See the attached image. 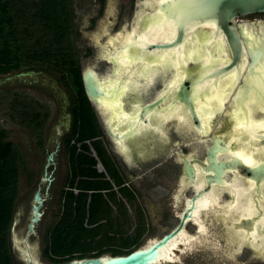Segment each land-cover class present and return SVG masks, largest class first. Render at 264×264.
Listing matches in <instances>:
<instances>
[{
  "label": "water",
  "instance_id": "obj_1",
  "mask_svg": "<svg viewBox=\"0 0 264 264\" xmlns=\"http://www.w3.org/2000/svg\"><path fill=\"white\" fill-rule=\"evenodd\" d=\"M136 1L132 19L124 14V23L112 31L115 5L106 0L90 31L97 45L81 70V86L127 162L144 161L148 149L163 148L181 159L174 194L176 201H187L177 224L126 254L43 262L28 242L45 200L37 190L28 229L17 237L23 246L15 239L16 217L12 242L26 264H156L162 253L168 257V244L185 220H201L205 247L216 252L215 235L222 234L229 244L223 251L249 244L252 256L263 259L264 161L255 164L239 154L217 159V153L229 151V141L210 127H222L219 117L232 116L230 134L264 139V19L232 21L237 13L264 12V0ZM100 59L112 60L102 78L96 74ZM154 80L162 89H153L144 102ZM115 99L122 103L115 105ZM171 130L178 140H171ZM180 141H204L208 156H196V149L187 153ZM182 187L191 188L192 197L182 194ZM219 191H229L230 200L220 201ZM259 239L262 246L254 245Z\"/></svg>",
  "mask_w": 264,
  "mask_h": 264
},
{
  "label": "trees",
  "instance_id": "obj_2",
  "mask_svg": "<svg viewBox=\"0 0 264 264\" xmlns=\"http://www.w3.org/2000/svg\"><path fill=\"white\" fill-rule=\"evenodd\" d=\"M71 5L72 0H0V74L45 68L70 82L74 95L71 129L62 143L68 169L58 191L55 219L43 233V254L50 263L106 252L122 255L139 244V232L122 234L121 202L115 200L105 171L95 165L99 156L118 183L106 151L97 144L95 111L81 86L76 43L71 37L76 32ZM28 98L16 88H0V112L35 130L39 144L48 111L41 116ZM22 161L19 145L0 125V264H21L11 249L10 227Z\"/></svg>",
  "mask_w": 264,
  "mask_h": 264
},
{
  "label": "flooded vegetation",
  "instance_id": "obj_3",
  "mask_svg": "<svg viewBox=\"0 0 264 264\" xmlns=\"http://www.w3.org/2000/svg\"><path fill=\"white\" fill-rule=\"evenodd\" d=\"M93 2L95 7L92 9V12L90 14L91 18L87 19L88 22L86 21V19H82L78 27H75L76 32L73 35H71V37L75 40L76 43V48L78 53L76 55L78 57L80 78H81V70H85L87 68V64L82 66L81 56L84 53H86L84 55H87V53L88 55L91 53L93 54L97 45L94 42L91 33L88 32L87 34L86 31L84 32V28L86 27V24H90L91 22H94L95 18L99 17V14L101 13V9L103 8L106 0H94ZM118 6L119 9L117 10V12L115 10L117 22L115 23L112 31H114L124 23L125 21L124 14H126L127 11H129L127 13L129 14L128 19H132V8H138L136 0H120V4ZM121 10L124 12L121 13V15L119 16L118 14L121 12ZM257 17L264 19V12L253 11L246 13H237L234 15V17H232V21L256 20ZM78 38L84 41V43L81 45V48H79L80 46L78 47L77 44ZM82 50L84 51L82 52ZM81 52L83 54H81ZM100 60L103 62V64L107 66H112V60L110 59H100ZM96 74L97 77L102 78L104 73L101 74L97 71ZM13 78L16 80V83L12 84L14 87H6L8 84L6 83V81L9 82L13 80ZM49 78L51 79L47 81V79ZM51 80H53L55 84L53 82L51 83ZM155 81H157V85L159 89H162V87L159 84V81L158 80ZM53 86L62 87L63 90H62L61 100H59V97H57V95L54 93ZM0 88L2 89L16 88L19 90V93L29 96L30 98L28 99L31 100L33 106H35V108H37L38 110L39 109L41 110V116H43L44 110L48 111V115L42 125V131H41L42 138H41V143L39 144H38L39 137L38 134L34 133L35 130L31 131L30 128L27 127L26 125L20 124L18 122H14L3 112H0V115L5 119H7L9 122L18 124L20 126H23L25 129H27V131L33 136V139L35 141V146L37 148H41V158L36 168L38 169V173H37V179L34 186V190L32 195L28 194L27 196L28 198L24 204L26 206V209L28 208L27 214L29 217L27 219L29 221L35 192L39 190L40 194L44 196L46 200V198L51 195L52 190L54 189V185L57 178L56 169L58 166V158L62 153L66 154L64 152L62 143H63L64 135L67 132H69L71 129V123H72L71 108H72V104L74 103V95L71 92L72 89L70 86V82L69 83H66V81L63 82L61 78L57 76V74L48 71L45 68H25L14 72L2 73L0 74ZM150 89H152L151 85L149 86V89H147L144 102L152 98V91H150ZM83 90L85 92L84 86H83ZM33 92H35L36 94ZM39 94H43L44 96H47L54 100V104H55L54 115L51 116L52 120H50L51 124L49 128L47 124H49L48 120L51 114L50 104L45 100L40 99L38 97ZM88 103H90V105L93 107V110L95 111V117L97 120L98 134H99L95 136L97 140V144L100 149L103 148L106 151V155L108 156V160H109L108 165L111 168H113V170L116 171L118 175L119 180L117 183L116 181H114V179H112L108 175L105 166L100 161L99 156H97L96 150L92 149L94 155L97 156V161L95 164L97 169L99 171L102 170L105 171L106 177L110 179L112 188L114 190L115 200L116 201L119 200L121 202L120 212L118 216L119 218L124 219L125 226L124 229L122 230L123 231L122 234L126 235L128 234V232H130V234H133L134 232H139V237H140L141 234H143V232L147 230L149 225L154 224L151 223L152 221L148 223V221L146 220V215L149 213L148 210H150L151 206L157 208L155 217H153L151 220L155 221L157 219H160V224L155 222L157 224L156 226L158 229H163L164 225L168 226L171 224L170 221L174 220L170 228L164 230L160 234V236L163 233L169 232L177 224V220L181 213L183 205L187 201L186 198L176 201L174 194V186L180 185L181 159H173L174 155L172 148L170 149L163 148L160 150L148 149L146 154L147 157L144 159V161L141 160V161L127 162L125 156L122 155L117 143L113 142L109 136V133H107L106 124L102 114H100L101 112L98 110L97 106L90 101L89 98H88ZM115 103H116L115 105L119 106V103H122V99L119 100L115 99ZM21 115L22 114H20V116ZM233 119L234 117L232 116L219 117V124H222V127H220L217 124L210 127V131H212V134L215 133L223 134L227 137L229 141V151L217 153L216 158L228 159L229 157L231 156L233 157L236 154L237 155L239 154L240 156L244 157L243 156L244 154V155H249L250 156L249 161L255 164L264 161V139L258 140L252 137H246L240 135L234 136L230 134L231 132L230 129L233 123ZM0 125L7 129L8 137L10 138L11 130L9 129V127L1 123ZM171 132H172L171 140H178L176 136L177 133L175 132V130H171ZM19 147L23 155V161L21 162L20 165L21 167L22 165L26 164L25 156L27 155L31 156L32 153L28 152L27 149H24L23 151L21 146ZM180 148L185 150L187 153H191L194 149H196L195 152L196 156H208L204 141H192V142L180 141ZM50 153H53V158L51 160L49 159ZM252 155L254 157H252ZM34 162L36 161L34 160ZM137 170L139 171L135 172ZM172 170H174L175 172L174 176L176 178L174 182L171 184V186H169V190H167L166 188L167 184H165L164 181L168 180V179L166 180L167 174L168 173L170 174ZM150 175L157 176L158 180L151 181L152 178H150L151 177ZM47 187H48V192L45 191ZM140 188L143 189V193L141 194L139 192ZM120 190H122L125 193L122 192L123 194H121ZM186 191L188 193H186ZM182 194H185L188 197H192L191 188L182 187ZM219 199L220 201L230 200L229 191H219ZM166 207H167V211H166ZM40 209L43 213L44 211L43 204L41 205ZM135 216L137 217V220L140 223L139 225L137 223H134ZM28 221L25 226V232L28 229ZM38 224L36 226V233H30L28 238L30 236L31 237L37 236ZM202 225L203 222L201 220H194V221L185 220L184 223L181 225V233L175 236L174 238H172V240H176V244L182 245L181 247L182 249H186L187 246L189 247L193 245L194 243H196L197 240H205L207 229L203 228ZM189 228H191V230H189ZM217 236L218 234L215 235V242H217ZM10 241H11V249H13L14 255L17 257V259L21 264H26L19 254V249L12 242L11 231H10ZM253 243L256 246H262L263 244L259 240L257 241L254 240ZM222 244L226 245V247H224L223 249H228L229 247L228 242H223ZM241 248H246L247 250H249L250 258H254V260L259 264H264V258L262 259L252 256L253 249L249 244L241 245L240 247L237 248L232 247L230 248V250L232 249L231 253L235 250H237L236 253H238V251L240 252ZM223 249H219L221 250V252H219L220 255L227 261H233L231 258V253L225 252L223 251ZM171 258H164V259L166 260Z\"/></svg>",
  "mask_w": 264,
  "mask_h": 264
},
{
  "label": "rangeland",
  "instance_id": "obj_4",
  "mask_svg": "<svg viewBox=\"0 0 264 264\" xmlns=\"http://www.w3.org/2000/svg\"><path fill=\"white\" fill-rule=\"evenodd\" d=\"M94 0H72V9H73V17L72 18V23H73V27H78L80 21L82 19H90L91 16V12L92 9L95 7L94 6ZM120 4V0H114V5H115V10L117 12V10L119 9V5ZM115 12V14H116ZM124 11L121 10V12L118 14L119 16L121 15V13H123ZM129 11L126 12V14ZM100 15V14H99ZM128 15H126V19H128ZM262 16V15H261ZM99 17L95 18L94 22H91L90 24H86V27L84 28V32L86 31L87 34L88 32L91 31V29L93 28L96 19H98ZM88 22V21H87ZM84 43L83 40L78 38L77 44L78 47L81 48V45ZM89 45V43H88ZM84 50H82L83 52ZM81 52V54H83ZM86 54V53H84ZM82 55L81 56V63L82 66L89 64L91 61V58L93 56V54H89L87 53V55ZM97 71L99 73H104V69L105 67H107V65L103 64V62L97 61ZM51 78L47 79V81H49ZM55 82L53 80H51V83ZM7 86L6 87H14L12 84L16 83V80L13 78V80L11 81H6ZM152 89H150V91H153V89L159 88L157 85V81L154 80V84L151 85ZM54 88V93L57 95V97H59V100H61L62 98V87H56L53 86ZM35 93V92H33ZM36 94V93H35ZM42 95V96H41ZM40 99L45 100L46 102H48L50 104V117H49V124L48 128L50 126V120H52L51 116L54 115V100L44 96L43 94H39L38 96ZM0 123L4 124L6 126L9 127V129L11 130L10 132V138L16 142L19 146H21L22 150L24 151V149H27L28 152H31L32 155L31 156H25V160H26V164L22 165L19 168V176H18V194L15 200V214L14 216L17 218V223L15 225V232H16V236L15 239L18 240V242H21L20 245L23 246L22 241L20 240V238L18 239L17 237L19 235H23L25 232V226L26 223L28 221V208L26 209V206L24 205L26 200H27V196L28 194L32 195L33 190H34V186L36 183V179H37V173H38V169L37 165L39 164L40 158H41V148H37L35 146V141L33 139V136L27 131V129H25L23 126H20L18 124L9 122L7 119H5L4 117H2L0 115ZM47 128V131H48ZM34 160L36 162H34ZM36 163V164H35ZM67 157L66 154L62 153L59 158H58V166L56 169V182L54 185V189L52 190V193L49 197L46 198V200H44L43 206H44V211L40 216V220H39V224H38V234L37 236L34 237H29L28 238V242L29 245L32 247V251L33 253L39 258V260L43 261V262H48V260L44 257L43 254V248H44V242H43V233L44 230L46 228V226L50 225L54 219H55V213L58 209V190L61 186V181L63 180V177L65 176L66 172H67ZM139 170L135 171L138 172ZM175 172L174 170H172V172H170V174H167V181H164L165 184H167L166 188L167 190H169V186H171V184L174 182L175 180ZM152 178L151 181H157L158 178L155 175H150ZM165 179V178H164ZM163 182V183H164ZM140 194L143 193V189L140 188L139 190ZM148 192V190H147ZM186 193H188L186 191ZM117 194V193H116ZM152 194V193H151ZM144 195V194H143ZM117 196V195H116ZM167 205V204H166ZM161 207V206H160ZM159 207V208H160ZM149 213L146 215V220L151 223L148 226L147 230L145 232H143V234H141V236L139 237V244L138 245H144L146 242H148L150 239L155 238L160 236V234L164 231L170 228V226L172 225V222L174 221H170V225L163 227V229H158L157 228V224H160V219H157L155 221L151 220L153 217H155V213L157 211V208H155L154 206H151L150 210H148ZM166 211H167V207H166ZM156 222V223H155ZM134 223H137L138 225L140 224L139 221L137 220V217L135 216L134 218ZM128 228V227H127ZM124 229V227H123ZM189 230H191V228H189ZM128 234H130V232H128ZM190 236V235H188ZM16 240V241H17ZM204 240H197L196 243H194L191 246H187L186 249H182V245L180 244H176L177 246L172 248L171 251V257L173 255V257L171 259H162L160 261H158V263L156 264H259L258 262H256L254 260V258H250L249 256V250H247L246 248H241L240 252L238 251V253H236L237 250L232 252V258L233 261H227L225 260L219 252H221V250L219 249H223L224 247H226V245L222 244V235L218 234L217 236V248H216V252L210 250L209 248L205 247L203 245ZM232 250V249H231ZM13 251V249H12ZM106 253H110V252H106ZM219 254V255H218Z\"/></svg>",
  "mask_w": 264,
  "mask_h": 264
},
{
  "label": "bare ground",
  "instance_id": "obj_5",
  "mask_svg": "<svg viewBox=\"0 0 264 264\" xmlns=\"http://www.w3.org/2000/svg\"><path fill=\"white\" fill-rule=\"evenodd\" d=\"M117 100V99H116ZM119 100V99H118ZM116 104V103H115ZM246 152V151H245ZM250 152V151H249ZM243 158H245V159H247V160H250L249 158H250V156L249 155H244L243 154ZM252 157H254L253 155H252ZM252 160V159H251ZM185 241V240H184ZM259 241H261L262 242V239H259ZM174 246H177L176 245V240H172V242L169 244V246H168V248H167V254H168V257L167 256H165V254H163L162 253V255H161V257L164 259V257L165 258H170L171 257V251H172V247H174ZM160 264V263H159Z\"/></svg>",
  "mask_w": 264,
  "mask_h": 264
}]
</instances>
